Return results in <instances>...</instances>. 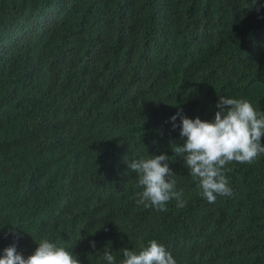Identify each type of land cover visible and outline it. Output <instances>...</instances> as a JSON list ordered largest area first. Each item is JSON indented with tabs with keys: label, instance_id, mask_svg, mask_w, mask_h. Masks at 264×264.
<instances>
[{
	"label": "trees",
	"instance_id": "16d2710c",
	"mask_svg": "<svg viewBox=\"0 0 264 264\" xmlns=\"http://www.w3.org/2000/svg\"><path fill=\"white\" fill-rule=\"evenodd\" d=\"M220 97L264 111V0H0V256L48 238L119 264L155 239L177 264H264V155L209 203L172 151L170 118ZM161 154L184 208L136 203L126 161Z\"/></svg>",
	"mask_w": 264,
	"mask_h": 264
},
{
	"label": "clouds",
	"instance_id": "9594fccd",
	"mask_svg": "<svg viewBox=\"0 0 264 264\" xmlns=\"http://www.w3.org/2000/svg\"><path fill=\"white\" fill-rule=\"evenodd\" d=\"M214 119L201 120L189 118L179 109L170 120L173 129L180 128L181 138H186L183 146L172 149L175 156H182L191 177L197 182L202 196L214 203L217 196H231L230 181L225 168L232 162L251 164L264 155V111H257L247 99L220 97ZM180 124H175L177 117ZM128 163L136 173V203L152 207L157 212H166L167 204L176 201L177 208L186 207L183 192L176 190V180L169 167V157L161 154L135 159ZM34 178H29L33 181ZM81 238V237H80ZM34 253L26 258L17 251L15 244L3 249L0 264H81L69 247L41 239ZM95 248V242H91ZM123 258L119 264H177L172 253L152 239L148 245L141 246L137 252L121 249ZM107 264H116L112 251L105 250L102 255Z\"/></svg>",
	"mask_w": 264,
	"mask_h": 264
}]
</instances>
